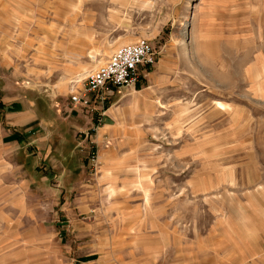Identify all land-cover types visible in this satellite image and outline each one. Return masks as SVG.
Returning <instances> with one entry per match:
<instances>
[{
  "label": "rangeland",
  "instance_id": "1",
  "mask_svg": "<svg viewBox=\"0 0 264 264\" xmlns=\"http://www.w3.org/2000/svg\"><path fill=\"white\" fill-rule=\"evenodd\" d=\"M143 38L134 85L73 105ZM125 236L264 264V0H0V264H114Z\"/></svg>",
  "mask_w": 264,
  "mask_h": 264
},
{
  "label": "built area",
  "instance_id": "2",
  "mask_svg": "<svg viewBox=\"0 0 264 264\" xmlns=\"http://www.w3.org/2000/svg\"><path fill=\"white\" fill-rule=\"evenodd\" d=\"M154 59L155 51L147 39L121 45L83 78L81 86L70 92L71 102L88 107L91 96L108 94L118 86L134 85L140 77V68L152 64Z\"/></svg>",
  "mask_w": 264,
  "mask_h": 264
},
{
  "label": "crops",
  "instance_id": "3",
  "mask_svg": "<svg viewBox=\"0 0 264 264\" xmlns=\"http://www.w3.org/2000/svg\"><path fill=\"white\" fill-rule=\"evenodd\" d=\"M16 112H20V111L17 110ZM119 241H121V244L126 247L123 250V252H121V254H117V257H115L112 260L114 264H149V263L150 264H164L162 260L163 259L162 256H155L154 260L151 258V261H149L148 255L147 253H145V251L143 252V254L136 255L135 251L131 249V248L135 249V246L137 245L144 246L143 248L147 247V241L144 236L143 238H141V236L139 238L138 237L137 238H131V237L127 238V236H125ZM126 252L129 255L128 257L123 256ZM235 259H236V264L244 263V258L242 257V255L236 256ZM88 261H89L88 263H82V264H98L99 263V262L97 263L93 259H90ZM171 262L172 263H166V264H180L178 261H174V258H173V261L171 260Z\"/></svg>",
  "mask_w": 264,
  "mask_h": 264
}]
</instances>
